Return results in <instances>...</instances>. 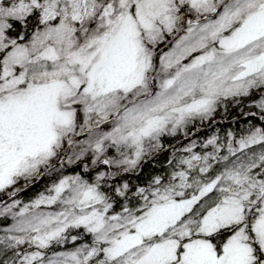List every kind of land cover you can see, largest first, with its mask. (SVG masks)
<instances>
[{"label":"snow or ice","instance_id":"1","mask_svg":"<svg viewBox=\"0 0 264 264\" xmlns=\"http://www.w3.org/2000/svg\"><path fill=\"white\" fill-rule=\"evenodd\" d=\"M0 264H264V0H0Z\"/></svg>","mask_w":264,"mask_h":264}]
</instances>
